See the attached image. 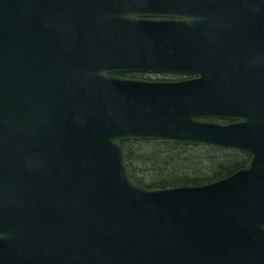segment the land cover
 Masks as SVG:
<instances>
[{
  "label": "water",
  "instance_id": "water-1",
  "mask_svg": "<svg viewBox=\"0 0 264 264\" xmlns=\"http://www.w3.org/2000/svg\"><path fill=\"white\" fill-rule=\"evenodd\" d=\"M147 139L251 159L150 188ZM0 264H264V0H0Z\"/></svg>",
  "mask_w": 264,
  "mask_h": 264
},
{
  "label": "trees",
  "instance_id": "trees-1",
  "mask_svg": "<svg viewBox=\"0 0 264 264\" xmlns=\"http://www.w3.org/2000/svg\"><path fill=\"white\" fill-rule=\"evenodd\" d=\"M135 181L150 188L203 184L223 178L247 155L220 145L175 139L123 141Z\"/></svg>",
  "mask_w": 264,
  "mask_h": 264
},
{
  "label": "flooded vegetation",
  "instance_id": "flooded-vegetation-1",
  "mask_svg": "<svg viewBox=\"0 0 264 264\" xmlns=\"http://www.w3.org/2000/svg\"><path fill=\"white\" fill-rule=\"evenodd\" d=\"M119 73L122 74V75H128V76H132V77H139V78H146V79H174V80H177V79L192 78V77L195 76L193 74L183 73V72H176V71H161V72H157V71L142 70V71L119 72ZM231 149H233V148H231ZM234 150L237 151V152H242V153L247 155V161L243 165V167L245 165H247V163L251 159V154L249 152H247V151L240 150V149H234Z\"/></svg>",
  "mask_w": 264,
  "mask_h": 264
}]
</instances>
